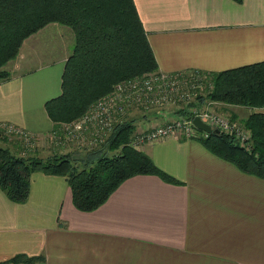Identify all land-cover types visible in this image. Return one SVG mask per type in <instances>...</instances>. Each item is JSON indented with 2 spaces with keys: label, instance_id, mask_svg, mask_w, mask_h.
I'll list each match as a JSON object with an SVG mask.
<instances>
[{
  "label": "crops",
  "instance_id": "1",
  "mask_svg": "<svg viewBox=\"0 0 264 264\" xmlns=\"http://www.w3.org/2000/svg\"><path fill=\"white\" fill-rule=\"evenodd\" d=\"M133 1L158 70L212 72L264 59V0ZM55 31L61 47L39 60ZM71 35L50 22L25 37L6 64L9 77L0 80V122L38 136L45 144L34 155L84 151L59 150L47 137L54 123L44 103L60 94ZM219 106L240 122L251 111L264 112V106ZM133 119L136 128H149L164 118L147 111ZM13 140L0 134L3 146L20 154ZM200 142L171 136L141 145L176 182L136 174L89 211L76 210L61 175L32 172L23 202L0 189V264H264V178ZM18 255L40 258L28 263Z\"/></svg>",
  "mask_w": 264,
  "mask_h": 264
},
{
  "label": "trees",
  "instance_id": "2",
  "mask_svg": "<svg viewBox=\"0 0 264 264\" xmlns=\"http://www.w3.org/2000/svg\"><path fill=\"white\" fill-rule=\"evenodd\" d=\"M50 22L68 26L74 37L61 73L60 94L44 103L53 127L82 115L119 80L157 69L133 0H0V80L9 77L4 66L17 56L25 37ZM207 74L212 82L206 94L209 100L219 105L264 106V59ZM216 103V109L225 108ZM242 124L250 131L249 149L223 131L198 138L241 171L264 178V112L251 111ZM135 127L134 119L114 126L104 142L83 151L79 167L70 152L36 157L0 145V189L10 200L23 202L32 172L61 175L76 210L89 211L130 176L151 173L175 181L128 143ZM22 257L28 263L40 258H14Z\"/></svg>",
  "mask_w": 264,
  "mask_h": 264
},
{
  "label": "built area",
  "instance_id": "3",
  "mask_svg": "<svg viewBox=\"0 0 264 264\" xmlns=\"http://www.w3.org/2000/svg\"><path fill=\"white\" fill-rule=\"evenodd\" d=\"M209 79L207 71L191 68L174 72L156 69L119 80L110 92L97 97L82 115L57 124L47 137L56 146L86 150L104 142L117 124L136 118L142 112L155 111L163 121L149 128H136L129 136L128 143L132 147L140 149L141 145L171 136L186 139L205 136L207 132L198 130L192 123L197 116L249 149L250 131L216 109V102L206 97L212 87ZM135 110L139 111L136 115L133 114ZM169 110L172 117L167 115ZM0 129L23 139L29 138L25 140L27 143L39 140L14 123L0 122Z\"/></svg>",
  "mask_w": 264,
  "mask_h": 264
},
{
  "label": "rangeland",
  "instance_id": "4",
  "mask_svg": "<svg viewBox=\"0 0 264 264\" xmlns=\"http://www.w3.org/2000/svg\"><path fill=\"white\" fill-rule=\"evenodd\" d=\"M56 23V22H55ZM56 25H59L62 29H66L67 31H69V32H71L72 33V31H71V29L68 27V26H66V25H60V24H56ZM49 35H53V36H49V38H47V41H46V48H45V50L44 51H40L41 53H42V56L40 57V56H38V59L39 60H41V61H48L49 60V58L52 56V54L51 53H49L48 51L51 49V48H57V49H59L60 47H61V41H60V38H58V36H56L57 35V32L55 31L53 34H49ZM72 35H73V33H72ZM71 35V36H72ZM42 42V41H41ZM64 42H66L65 44H69L70 43V41L66 38V41H64ZM73 42H74V37H72V43H71V46L73 45ZM70 45V44H69ZM48 53V55L46 56V53ZM46 56V57H45ZM13 59H11V60H9L8 62H10V61H12ZM8 62H7V64H8ZM7 68H8V65H5V69L7 70ZM9 73V72H8ZM221 111L224 113V114H226L229 118H231L229 115H228V113L226 112V111H224V110H222L221 109ZM137 113H139V111L137 110H135L134 112H133V114H137ZM232 120H235V119H233V118H231ZM235 121H237V122H239V123H241L242 124V122H240V121H238V120H235ZM63 122V121H62ZM145 121H143V123H144ZM243 125V124H242ZM137 126H139L138 124H136V127ZM244 126V125H243ZM136 127H135V129H136ZM244 128L248 131L249 129L248 128H246L245 126H244ZM134 129V130H135ZM133 130V131H134ZM132 131V132H133ZM28 133L29 134H32L31 132H29L28 131ZM0 134H2V135H5V136H9V138H13L14 140L13 141H16L17 142V145L19 146V148L21 149V151H20V154H32V155H34L33 153H36V152H38L39 151V149H41V147H43V144H45V143H43V142H41V141H39V140H34V141H31V142H29V143H27L26 141L27 140H30L29 138H26V137H24V139H23V137L22 136H15V135H13L12 133H9V132H5L4 130H2V129H0ZM32 135H34V134H32ZM34 136H36V135H34ZM38 137V136H37ZM26 140V141H25ZM2 144V145H1ZM7 143H4V142H2V141H0V145L1 146H3V145H5V146H7L6 145ZM54 146H56V145H54ZM56 147H59V146H56ZM68 148H74L73 146H70V147H66V146H60L58 149L60 150H67ZM23 150V151H22ZM18 153H19V151H18ZM82 155H83V153H82V151L81 152H78V154H76V155H74V160L76 161L75 162V164H76V166L77 167H79L80 166V162L78 161L81 157H82ZM34 156H36V157H43L44 155H40L39 153L38 154H35ZM25 258L26 257H29V256H24Z\"/></svg>",
  "mask_w": 264,
  "mask_h": 264
},
{
  "label": "water",
  "instance_id": "5",
  "mask_svg": "<svg viewBox=\"0 0 264 264\" xmlns=\"http://www.w3.org/2000/svg\"><path fill=\"white\" fill-rule=\"evenodd\" d=\"M192 123L194 124V126L200 130V131H204L207 133H220L218 128L215 127H211L209 124L203 122L200 118H198L197 116H194L192 119Z\"/></svg>",
  "mask_w": 264,
  "mask_h": 264
}]
</instances>
